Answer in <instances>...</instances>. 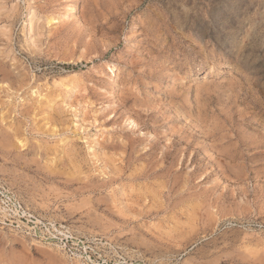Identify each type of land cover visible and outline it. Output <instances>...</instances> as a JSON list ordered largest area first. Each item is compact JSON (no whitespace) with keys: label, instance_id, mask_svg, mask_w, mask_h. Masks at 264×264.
I'll return each mask as SVG.
<instances>
[{"label":"rangeland","instance_id":"rangeland-1","mask_svg":"<svg viewBox=\"0 0 264 264\" xmlns=\"http://www.w3.org/2000/svg\"><path fill=\"white\" fill-rule=\"evenodd\" d=\"M0 6V264H264V0Z\"/></svg>","mask_w":264,"mask_h":264},{"label":"bare ground","instance_id":"bare-ground-1","mask_svg":"<svg viewBox=\"0 0 264 264\" xmlns=\"http://www.w3.org/2000/svg\"><path fill=\"white\" fill-rule=\"evenodd\" d=\"M13 9H14V6L11 7L10 10L13 12ZM26 18L27 19H26V24H25V31H26L27 43H28V45H29L30 48H32L33 50H35L37 48V43H36V40L32 36V33L34 31L33 30L34 29V22H33V13H32V11L30 9H28V15H27Z\"/></svg>","mask_w":264,"mask_h":264},{"label":"built area","instance_id":"built-area-1","mask_svg":"<svg viewBox=\"0 0 264 264\" xmlns=\"http://www.w3.org/2000/svg\"><path fill=\"white\" fill-rule=\"evenodd\" d=\"M0 201L2 202V199H0ZM4 202V201H3ZM13 208V209H12ZM11 209H9V211L13 214V215H15L16 217H19V219H21V218H24L25 216H24V213L21 211V209H20V207H19V209H17L16 208V206L14 205L13 207H12ZM14 210V211H13ZM9 217H12L11 215H9ZM36 227H37V225H34V230H36ZM32 228V229H33ZM47 232H48V230H47Z\"/></svg>","mask_w":264,"mask_h":264}]
</instances>
